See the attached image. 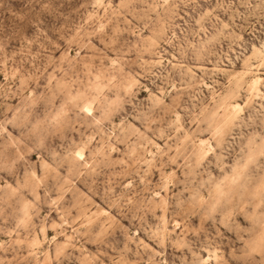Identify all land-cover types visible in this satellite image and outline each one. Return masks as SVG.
<instances>
[{"label": "clouds", "instance_id": "clouds-1", "mask_svg": "<svg viewBox=\"0 0 264 264\" xmlns=\"http://www.w3.org/2000/svg\"><path fill=\"white\" fill-rule=\"evenodd\" d=\"M0 264H264V0H0Z\"/></svg>", "mask_w": 264, "mask_h": 264}]
</instances>
